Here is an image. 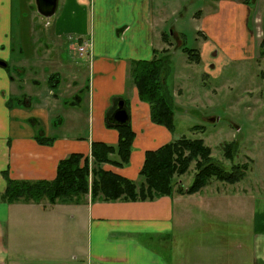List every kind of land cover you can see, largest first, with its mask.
Listing matches in <instances>:
<instances>
[{"label": "crops", "instance_id": "obj_1", "mask_svg": "<svg viewBox=\"0 0 264 264\" xmlns=\"http://www.w3.org/2000/svg\"><path fill=\"white\" fill-rule=\"evenodd\" d=\"M187 26L197 35L202 75L218 73L224 65L254 64L264 104V57H260L264 0H57L49 18L38 13L35 0H0V63L5 64L0 65V196L6 187L3 173L11 180L51 181L59 161L68 155H90L92 142L115 146L118 133L106 126L105 119L119 101L134 132L132 151L128 165L104 164L103 169L138 182L145 153L174 139L165 127L151 122L148 104L128 80L129 66L132 61L150 60L154 51L170 42L165 28H171L170 37L180 39L184 36L180 28ZM36 28H50L48 38L55 44L66 34L69 40L75 36L78 46L91 42L83 55L78 53L79 62L62 61L58 52L51 72L43 77L52 99L42 97L33 112L45 114L44 124L48 114L44 108H56L61 101L51 87L61 85L66 100L87 89V134L72 129L55 135L50 145L36 141L37 133L23 120L27 111L8 107L11 99L18 103L22 94L16 83L23 81L2 68L11 64L20 75L43 49L53 47L42 42ZM80 70L87 73L86 88L79 85ZM23 104L31 106L30 98ZM44 132L53 138L46 126ZM257 135L264 140L261 131ZM215 183L191 195L173 193L153 201L91 202L89 196L79 204L0 201V264H235L233 248H215L211 243L194 242L193 248L183 246L176 260L171 257L174 229L189 223V208L231 217L242 213L252 241L247 253H254L252 264H264V192L235 191L226 186L237 183ZM216 185L223 186L208 194L207 188Z\"/></svg>", "mask_w": 264, "mask_h": 264}, {"label": "rangeland", "instance_id": "obj_2", "mask_svg": "<svg viewBox=\"0 0 264 264\" xmlns=\"http://www.w3.org/2000/svg\"><path fill=\"white\" fill-rule=\"evenodd\" d=\"M170 29L165 28L167 34L165 37L167 40L170 39V42L160 51L167 50L172 60L167 86L173 98L176 93L173 139L182 137L202 139L210 147L212 157L227 171L230 170L232 163L245 165L243 179L234 186H226V189L241 191L240 189L243 188L247 192L252 190V194L258 190L264 192V140L257 135L260 131L264 135V104L259 93L260 79L256 71L257 66L254 64L224 65L218 73L204 76L198 66L201 60L199 64L189 61L188 63L187 54L182 52V44L183 47L197 49V35L194 28L191 26L180 28L184 34L180 36L182 37L180 39L173 34L170 37ZM50 30V28H36L35 32L41 37L42 42L48 44L51 42L53 47L48 52L43 49L42 56L35 62H30V66L25 68L24 73L19 75L11 64L2 67L16 81L18 79L23 81V84L18 81L16 83L21 85L19 95L22 94V96L18 97V103L11 99V107L28 112L23 120L33 128L34 133L45 134L46 126L49 137L53 139H56L57 135L71 133L72 129L74 133L87 134V128H89L87 89L80 94H75L77 97L66 100L63 97L65 95H61V85L51 87L61 101H58L56 108L52 106L44 108L48 113L45 124L41 118L45 114L40 113L39 116H35L33 112L42 97L52 99V96L47 95V89L50 87L44 82L43 77L51 72V64L57 61L58 52L62 53V61L65 59L73 62L81 61L77 52V38L72 36L69 40V34H66L57 41L58 44H55L48 38ZM69 44L71 46L67 49ZM64 77L66 78L67 75ZM77 77L79 85H85L86 88L87 73L80 70ZM26 98H30L31 106L23 104ZM73 100H80L79 105H70L73 104ZM13 103H16V107ZM60 122H62V128H59ZM196 126H202V128L197 129ZM230 142L235 143L236 150V156L232 162L223 158L221 150L224 143ZM194 173L195 167L192 163L188 172L178 176L176 180L178 179L183 186H189ZM221 186L223 185H216L212 187L213 189L207 188L208 194L218 193L216 188ZM188 214H191L189 223L176 226L174 229L173 238L170 241L173 259L178 258L183 246L193 248L194 242H199L211 243L215 245V248L220 249L233 248L236 251L235 264H252L254 253H247L249 244H252L250 228L246 222H243L245 216L242 217V213L231 217L228 214H216L215 211H209L207 208H189ZM251 249L252 247L249 250ZM244 251L245 254H243ZM167 255L170 256V254ZM227 258L230 256L219 260L226 261Z\"/></svg>", "mask_w": 264, "mask_h": 264}, {"label": "trees", "instance_id": "obj_3", "mask_svg": "<svg viewBox=\"0 0 264 264\" xmlns=\"http://www.w3.org/2000/svg\"><path fill=\"white\" fill-rule=\"evenodd\" d=\"M188 61L200 63V55L195 49L183 47ZM260 57H264V39L260 44ZM171 58L167 50L156 52L150 60L132 61L129 66L128 80L135 86L138 98L148 104L150 120L156 125L174 132V98L167 86L171 70ZM11 108V104H8ZM105 124L118 133L115 146L92 142L90 155L73 153L59 161L56 176L51 181L11 180L6 173V187L0 201L12 203L79 204L87 196L91 202H136L153 201L173 193L191 195L199 192L213 181L226 184L240 182L245 176L246 166L233 164L227 171L212 157V151L202 139H175L160 148L147 151L139 171L138 182L128 180L111 171L103 169L104 164L116 167L128 165L134 141L128 120L124 124L109 121ZM195 128L201 129L202 126ZM36 141L50 145L55 140L36 134ZM223 158L232 162L236 156L235 143H224L221 147ZM194 164L195 173L187 188H182L176 180L188 172Z\"/></svg>", "mask_w": 264, "mask_h": 264}, {"label": "water", "instance_id": "obj_4", "mask_svg": "<svg viewBox=\"0 0 264 264\" xmlns=\"http://www.w3.org/2000/svg\"><path fill=\"white\" fill-rule=\"evenodd\" d=\"M38 13L45 17H51L56 9L57 0H35ZM2 66L5 64L0 63ZM128 120V111L124 107L123 101H119L116 109L111 114L109 121L116 124H124Z\"/></svg>", "mask_w": 264, "mask_h": 264}, {"label": "built area", "instance_id": "obj_5", "mask_svg": "<svg viewBox=\"0 0 264 264\" xmlns=\"http://www.w3.org/2000/svg\"><path fill=\"white\" fill-rule=\"evenodd\" d=\"M91 42L89 40H85L78 46L77 52L79 55H83L84 52H86L87 49H90Z\"/></svg>", "mask_w": 264, "mask_h": 264}]
</instances>
